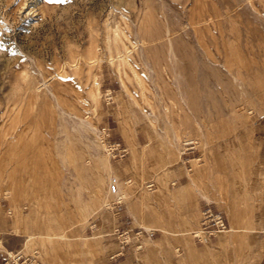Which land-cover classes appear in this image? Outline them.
Here are the masks:
<instances>
[{
    "label": "rangeland",
    "instance_id": "obj_1",
    "mask_svg": "<svg viewBox=\"0 0 264 264\" xmlns=\"http://www.w3.org/2000/svg\"><path fill=\"white\" fill-rule=\"evenodd\" d=\"M0 264H264V0H0Z\"/></svg>",
    "mask_w": 264,
    "mask_h": 264
},
{
    "label": "built area",
    "instance_id": "obj_2",
    "mask_svg": "<svg viewBox=\"0 0 264 264\" xmlns=\"http://www.w3.org/2000/svg\"><path fill=\"white\" fill-rule=\"evenodd\" d=\"M103 135L104 138H108L111 135V132L107 127L103 128ZM108 145L114 158H123L127 154V148L122 147L120 143L110 142ZM154 186V182H149L146 185V188H148V190H153ZM111 191L116 194L119 193V188L116 181L112 183ZM120 203L121 199H118L117 204ZM229 229L230 223L226 214L222 210L209 205L203 208L201 211L199 227L194 231V236L197 237L199 241L204 242L215 239L219 232H225ZM117 231H119V228H117ZM9 257L13 258V255L9 253ZM18 259H20V257H18L17 260Z\"/></svg>",
    "mask_w": 264,
    "mask_h": 264
},
{
    "label": "bare ground",
    "instance_id": "obj_3",
    "mask_svg": "<svg viewBox=\"0 0 264 264\" xmlns=\"http://www.w3.org/2000/svg\"><path fill=\"white\" fill-rule=\"evenodd\" d=\"M135 70V69H134ZM140 78V77H139ZM97 87H95V88H93L92 90H93V92H92V94L94 95V96H97V93H99V92H97ZM99 95V94H98ZM219 233H221V232H219ZM14 256L15 255H13V258H14ZM18 257V256H17ZM17 257H15V261L14 262H17L18 260H17Z\"/></svg>",
    "mask_w": 264,
    "mask_h": 264
},
{
    "label": "snow or ice",
    "instance_id": "obj_4",
    "mask_svg": "<svg viewBox=\"0 0 264 264\" xmlns=\"http://www.w3.org/2000/svg\"><path fill=\"white\" fill-rule=\"evenodd\" d=\"M50 2H51V0H50Z\"/></svg>",
    "mask_w": 264,
    "mask_h": 264
}]
</instances>
